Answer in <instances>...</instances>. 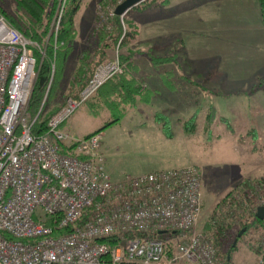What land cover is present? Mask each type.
<instances>
[{"label": "rangeland", "instance_id": "374dc122", "mask_svg": "<svg viewBox=\"0 0 264 264\" xmlns=\"http://www.w3.org/2000/svg\"><path fill=\"white\" fill-rule=\"evenodd\" d=\"M57 1L48 38L53 37V26L58 21L56 14L61 0ZM123 1L78 0L74 3L67 0L59 39L65 15L74 5H79L77 9L82 7L85 21L91 18L92 24L80 25L78 31L86 36L79 37L75 45L72 44L73 54L67 62L65 76L59 73L58 62L61 53L67 49L70 52V46L63 48L65 39L58 40L55 75L45 96L43 114L49 116L57 112L69 96L78 93L83 84L78 63L86 61L85 55L92 57V63L85 66L94 70L118 58L122 71L114 76L137 78L138 84L139 79L141 82L148 81L150 90L144 93V98L149 102L141 103V96L137 99L138 105L135 103L132 108L123 100L112 104L102 97L100 100L92 98L80 105L60 129L75 138H83L86 133L112 122L101 132L100 152L105 171L117 182L140 171V167L133 166L142 157L164 150L163 145L158 149L159 145L154 144V138L148 133L157 124L154 112L168 108V113L162 110L155 115L157 119L166 121L165 125L177 136L173 142L174 150L181 155L180 161L186 164L181 168L194 167L200 172L203 210L197 227L204 231L211 215L239 181L264 179V71L258 70L261 60L264 61V42H261L264 41V31L248 26L249 30H235L227 36L219 34V38H214L212 33H204L203 24L200 27L202 30L191 28L190 22L199 25L198 20L204 19L205 12L204 6L194 7V0H172L171 5L165 8L161 7L165 0H146L129 14L119 16L115 10ZM0 4L9 12L16 10L15 0H0ZM221 6L219 10L226 9L227 5ZM230 12L232 20L242 18L238 12ZM114 16H119L122 30L117 40L114 35L119 30ZM76 28L74 23L73 31ZM178 31L181 34H174ZM158 35H161L160 38ZM39 44L45 53L43 58H46V47ZM75 54H78L77 58ZM126 56H132L128 69L126 61L122 60ZM164 63L170 64L171 68H179L177 90L167 88L157 75L158 66ZM182 67L186 69V74ZM84 73L89 75L91 70ZM69 76L75 78L73 82L69 81ZM118 112L121 115L114 121L119 116ZM194 115L197 117L194 131L188 137L181 135L183 132L180 130L186 131L182 121ZM245 228L242 236L239 237L240 231L234 241L237 243L230 255L231 264H256L258 240L264 236L263 226L252 224ZM238 230L234 233L237 234ZM178 264L192 263L180 261Z\"/></svg>", "mask_w": 264, "mask_h": 264}, {"label": "built area", "instance_id": "2783aa9c", "mask_svg": "<svg viewBox=\"0 0 264 264\" xmlns=\"http://www.w3.org/2000/svg\"><path fill=\"white\" fill-rule=\"evenodd\" d=\"M66 3L52 30L56 46ZM34 50L45 55L0 12V264H222L197 227L203 205L196 168L116 182L104 169L102 133L75 138L60 129L122 71L118 58L97 67L79 96L51 116L46 133L35 134L37 117L28 111L38 76ZM136 231L115 246L105 241ZM257 254L256 264H264V236Z\"/></svg>", "mask_w": 264, "mask_h": 264}, {"label": "trees", "instance_id": "16d2710c", "mask_svg": "<svg viewBox=\"0 0 264 264\" xmlns=\"http://www.w3.org/2000/svg\"><path fill=\"white\" fill-rule=\"evenodd\" d=\"M74 3H78V0H72ZM166 1V0H165ZM16 10L9 12L0 4V12L5 15L8 21L16 27L26 38L44 44L47 51V57L43 58L38 50H34V53L38 55V76L36 78L33 92L29 101L28 111L30 117H37V121L34 125L33 132L35 134L46 133L48 130V122L51 116H44V108L46 103L45 96L49 93L52 80L55 75L54 59L57 57V46L53 37L48 38L53 15L56 10L57 0H15ZM260 8V16L264 25V0H258ZM78 8V4L71 7L64 18V24L60 33V39L63 40L65 36L73 31V15ZM115 17V24L118 27V32L114 35V39H118L121 34V24L119 16ZM130 55L134 54L129 52ZM132 56L122 57L123 61H126V68L128 69ZM128 62V63H127ZM125 63V62H124ZM93 74V73H92ZM91 74V75H92ZM91 77V76H90ZM137 79V78H135ZM127 78L125 76L116 75L103 84L96 93H94L88 100L92 98L104 99L110 103H116L123 100V102L134 105L136 100L142 96V84L137 83V80ZM89 80V79H88ZM87 80V82H88ZM84 83L80 86L77 94L72 97L79 96L81 90L87 84ZM102 97V98H101ZM116 97V98H115ZM46 99V100H45ZM45 100V102H44ZM87 100V101H88ZM122 102V101H121ZM63 106V105H62ZM60 106V108L62 107ZM116 106V105H115ZM59 108V109H60ZM58 109V110H59ZM57 110V111H58ZM41 111V112H40ZM40 113V114H39ZM56 113V112H55ZM120 113L118 112V115ZM121 115V114H120ZM120 115L114 119L117 121ZM161 119V118H160ZM162 127L165 130H169L166 121L159 120ZM182 126L187 132H192L195 129L197 123V117L194 115L189 120L182 121ZM112 123V122H111ZM108 122L103 127L99 128L95 132L87 135V138L94 133H101L105 127L111 124ZM171 136V132L167 131ZM64 145V144H63ZM67 149L74 147V144H66ZM73 153V152H72ZM83 158V155L78 156ZM202 183V179H201ZM202 185V184H201ZM264 201V179L262 180H242L236 187L227 194L222 200L218 209L215 210L213 215L209 218L205 228L204 235L217 249L218 255L222 261V264H231V259L228 260V256L231 255L234 246V241L238 233L245 227H250L252 224H258L263 226L264 220L257 218V208ZM237 234L234 230L238 229ZM140 235L139 232H132L126 235L114 234L108 237L105 241L111 245H116L119 240L125 238V236ZM157 237L165 239L166 235H159ZM262 238V237H261ZM259 239L258 241H260Z\"/></svg>", "mask_w": 264, "mask_h": 264}, {"label": "crops", "instance_id": "0c3cea01", "mask_svg": "<svg viewBox=\"0 0 264 264\" xmlns=\"http://www.w3.org/2000/svg\"><path fill=\"white\" fill-rule=\"evenodd\" d=\"M194 1H195L193 4L194 7L196 8V7L204 6L205 12H204V19L198 20L199 25H197L193 21L190 22L191 28L193 27V30H194V28H198V30H202L200 27L202 26L201 24H203V26L205 28L204 33L206 35H212L213 34L214 38H219V36H218L219 34H222V35L225 34L226 35L227 33H230L231 31H235V30H237V31L240 30L241 32L244 31L245 28H247V30H249L248 26H253L254 28H256L257 31H264V30H262V29H264V25H262L258 0H194ZM171 3H172V0H166V2L164 4H162L161 7H164V8L169 7L171 5ZM214 3H218V5H216ZM223 4H226L227 6H231V7L226 6V7H224L226 9H224V10L220 9L219 10V8L222 7L221 5H223ZM216 8L218 9V11L216 10ZM76 11H77V13H76V17L73 19V25L75 23V25H77V28L74 29V31L69 33L67 36H65V38H64L65 40L62 43L63 48H67L70 46V52H68L69 49H67L66 52H63L60 54V58H59V62H58V71L61 74V76H63V74L65 76L66 71H67V68H66L67 62L69 61L71 54H73V53H71L72 52V50H71L72 44L75 45V43L79 40V37L86 36V34H83V33L79 32L78 30L81 28L82 24H89V25L92 24L91 18H87V20L85 21L84 12L82 10V7H80ZM131 11H132V9L130 11H128L127 14H129ZM230 11L238 12L240 15H242L241 16L242 18H238L237 20H232L233 15L231 14ZM239 11H241V13ZM193 20H195V18ZM233 25H236L237 27H235ZM208 33H212V34H208ZM174 34H181V33L178 31ZM159 36H161V35H158L157 37L160 38ZM174 37H179V36H174ZM261 42H264V41L261 40ZM63 48L61 50H63ZM74 56H75V58H77L78 54H75ZM188 57H189V55H188ZM85 58H86V61H84L85 63L83 61L81 63L77 62L78 63V73L83 74L82 78H80L81 82L83 84L87 82V80L89 79L91 74L94 72V69L88 68L85 66L86 64L92 63L91 55H85ZM73 63L76 64V60H73ZM260 64L261 65L259 66L260 68L258 70L259 71L262 70V72H263L264 71V61L262 62V60H261ZM189 67H190V69H192L191 65H189ZM194 67H195V65L193 66V69H194ZM181 69H183V67ZM88 70H91V73L89 75H88V73L87 74L84 73V71H88ZM183 72H185V74H186L187 73L186 69H183ZM206 72L207 71H205V73ZM157 73H158L157 75H160L159 77H161L160 78L161 82L167 88L176 89V90L179 88L176 85V83H177L176 81L179 79V76H178L179 68L178 67L175 68L174 66H172V68H171L170 64L164 63V64L158 66V72ZM68 79H69V81L73 82V80L75 78L74 77L70 78V76H69ZM184 79L189 80V79H187V77H184ZM139 80H140V83L142 84V91H143L142 99L139 97L140 102L147 104L149 102V99L147 100L144 98L145 97L144 93H146L148 90H150L149 89V82L148 81L141 82V79H139ZM220 80L221 79L219 78L218 81H220ZM184 83H189V81H184ZM141 100H143V101H141ZM136 102H138V100H136ZM135 103H134V105H132V108L135 106ZM138 103H136V104L138 105ZM166 109H168V108H166V107L162 108V110L165 111V113H168L169 109L168 110H166ZM162 110H156L154 112L153 116H154V118H155L154 120L157 124L154 126V128H150L148 134L154 138V140H155L154 144L159 145L158 149H160V146L163 145L164 150L163 151L157 150V151L152 152L151 154H147V156L145 158L142 157V159L139 160V163L137 165L133 166L135 168L140 167L141 168L140 171L138 170L137 172L131 173V174H133V175H131V177H138L142 174L154 172V171H159V170L177 169V168H181L184 165H186L183 163L184 161H180L181 155L178 153V151L174 150L173 142L177 139V136L173 132H171L170 130H165V128L162 127V125L160 124L159 119H157V115H155L156 112L160 113V112H162ZM167 131H170L172 135L169 136ZM93 132H95V131L88 132L83 137H86L87 135H89ZM180 132H183L181 135L185 134V136H187V137L189 136V133H191V132H187L184 130H180ZM102 136H103V134H102ZM170 148H171V150H170ZM119 180H121V179H119Z\"/></svg>", "mask_w": 264, "mask_h": 264}, {"label": "water", "instance_id": "95a60500", "mask_svg": "<svg viewBox=\"0 0 264 264\" xmlns=\"http://www.w3.org/2000/svg\"><path fill=\"white\" fill-rule=\"evenodd\" d=\"M146 0H124L122 3H120L117 7H116V14L119 16H125L128 11H130L131 9H133L134 7H136L137 5L141 4L142 2H144ZM257 218H259L260 220H264V205H260L257 208V213H256ZM246 230V228H243L241 230V232L239 233V237L242 236V234L244 233V231ZM236 243H234V246H236ZM231 259V256H228V260Z\"/></svg>", "mask_w": 264, "mask_h": 264}]
</instances>
